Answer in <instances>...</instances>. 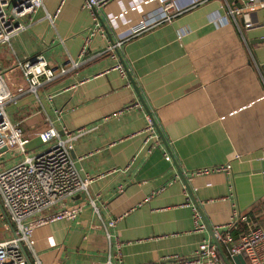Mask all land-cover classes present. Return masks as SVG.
<instances>
[{
  "label": "crops",
  "instance_id": "crops-1",
  "mask_svg": "<svg viewBox=\"0 0 264 264\" xmlns=\"http://www.w3.org/2000/svg\"><path fill=\"white\" fill-rule=\"evenodd\" d=\"M173 1L194 2L170 22L127 39L129 27L153 14L158 1L111 0L100 12L104 36L91 40L78 68L45 85L38 98L25 94L6 105L10 120L30 137V150L50 123L60 132L83 129L72 157L80 175L92 179L88 195L98 213L84 201L75 219L36 226L33 250L41 264H105L109 257L112 264H177L172 256L188 258L210 238L206 228L195 229L194 203L164 143L156 128L158 143L149 137L147 112L137 105L126 74L114 68L119 56L103 53L118 40L126 68L212 228L231 225L223 231L233 242L247 223L264 229V9L243 10L238 29L210 19L223 14L227 0ZM42 3L0 46V70L10 89L24 84L17 61L42 55L57 66L77 58L92 23L82 0ZM57 10L52 25L44 14ZM246 18L256 25L245 28ZM221 164L231 171L190 175ZM0 221L9 236L7 220ZM220 243L235 264L229 242Z\"/></svg>",
  "mask_w": 264,
  "mask_h": 264
},
{
  "label": "built area",
  "instance_id": "built-area-1",
  "mask_svg": "<svg viewBox=\"0 0 264 264\" xmlns=\"http://www.w3.org/2000/svg\"><path fill=\"white\" fill-rule=\"evenodd\" d=\"M110 1L82 0V6L90 11L92 23L87 28L77 58L68 56L64 63L57 66L50 65L42 55L17 61L15 67L21 72L24 84L18 85L14 90L9 88L4 72L0 70V160L5 159L7 153L11 151L12 156H23L20 161L0 170V217L7 220L10 229L9 236L0 240V264H41L33 250L32 237L36 226L62 219H75L84 201H88L93 212L98 213L95 200L88 195V187L92 179L80 175L72 157L74 141L82 134L83 129L70 132L64 128L60 132L50 123L37 132V138L46 147L33 152L28 148L30 139L24 135L18 123L10 120L5 107L9 103L15 104L25 94L38 98L40 90L45 85L78 68L80 59L83 61L82 58L91 40L96 35L104 36L100 12ZM157 1L159 6L153 14L147 15L137 24L129 27L127 39L162 23L170 22L175 16L191 7L194 2L179 5L173 0ZM40 7H43L42 0H0V46L8 44L11 37L23 27L19 19ZM257 9H264V0H247L241 8L227 2L223 14L211 16L210 19L215 26L232 22L240 29L237 17L244 13L243 10L246 11L245 15H248L249 12ZM57 12L58 10L55 13L45 11L44 17L53 25ZM255 25L256 23L249 18L245 19V28ZM262 25L264 26V22ZM181 35L182 33L179 37ZM122 43L123 40L109 43L103 53H109L113 59H117L118 49ZM114 68L125 76V69L120 62ZM25 84L26 87H24ZM46 98L51 100L52 95H47ZM139 103L137 102V105ZM147 115L146 131H149V137H155L158 143V135L152 119ZM3 148L5 149L2 150ZM230 171V164H221L194 169L190 175L229 173ZM262 174L264 175V168ZM80 193H85L86 198L77 204H70ZM191 208L195 229L204 230L206 227L197 207L192 204ZM233 212L235 216L238 215L236 209ZM238 219L247 223L246 217L238 216ZM114 222V219L110 220L107 225L112 226ZM246 225V230L234 242L229 232L223 231L231 225L214 227V236L220 242L231 243V254L244 255L248 264H264V229L256 225H248V223ZM106 235L110 236L107 231ZM114 256L120 257V251L117 250ZM172 257L177 264H222L218 250L210 238L202 240L190 257L184 259H179L177 255ZM105 264H112L111 257Z\"/></svg>",
  "mask_w": 264,
  "mask_h": 264
},
{
  "label": "water",
  "instance_id": "water-1",
  "mask_svg": "<svg viewBox=\"0 0 264 264\" xmlns=\"http://www.w3.org/2000/svg\"><path fill=\"white\" fill-rule=\"evenodd\" d=\"M229 3H231L233 6L235 7H238V8H241L242 5L241 3H239L237 0H227ZM259 41H264V38H261L259 39ZM118 56H119V61L120 63L123 65L124 69H125V73H126V76L128 77L129 81L131 82V84L133 85V89L135 91V93L137 94V97H138V102H140V104L144 107L145 111L147 112V114L151 117L152 119V122H153V125L154 127L156 128L157 132H158V135L160 136L162 142L164 143L165 147H166V151L168 153V155L170 156V158L172 159L173 161V164L175 165L176 169H177V173L178 175L180 176V179L189 195V197L191 198L192 202L194 203V205L197 207L200 215H201V218H202V221L203 223L205 224V227L209 233V236H210V240L212 243H214V245L216 246L218 252H219V255L221 257V259L223 260L224 264H230V260L229 258L225 255V253L223 252V249H222V244L220 243V241H218L215 236H214V231H213V228L212 226L210 225V223L208 222V220L206 219V217L204 216L202 210L200 209L197 201L195 200L193 194H192V191H191V188H190V185L188 183V180L186 179V177L184 176L183 172L181 171V169L178 167L177 165V162L176 160L174 159V156L172 155L167 143H166V140L164 138V135L162 134L161 130L159 129V127L157 126V123L155 122L154 118H153V115L150 111V109L148 108V106L146 105L144 99L142 98L140 92H139V89L138 87L136 86L130 72L127 70L126 68V65L124 63V61L122 60V57L120 56L119 52H118ZM5 148H3L2 150H4ZM12 153V151L10 152ZM77 169H80L79 168V165L78 164H75ZM85 193H80L79 195H76L74 197V201L73 202H70V204H77L78 202H81L85 199ZM227 249L228 251L230 252V249H231V243H228L227 244ZM231 259L234 261L235 264H247L246 261L244 260L243 258V255L242 254H235V255H232L231 256Z\"/></svg>",
  "mask_w": 264,
  "mask_h": 264
},
{
  "label": "rangeland",
  "instance_id": "rangeland-1",
  "mask_svg": "<svg viewBox=\"0 0 264 264\" xmlns=\"http://www.w3.org/2000/svg\"><path fill=\"white\" fill-rule=\"evenodd\" d=\"M24 87H26V84L24 85ZM26 137L30 139L29 136H26ZM33 146H34V148H32L33 152L40 151L46 147V145L41 144V141L38 138H36V139L34 138ZM28 148H29V146H28ZM22 158H23V156H18V155L12 156V154L10 152H8L7 155L5 156V159L0 160V170L10 167L11 165L20 161ZM3 237L5 238L4 226H3L2 222L0 221V240H1V238L4 239ZM6 237H8V236H6Z\"/></svg>",
  "mask_w": 264,
  "mask_h": 264
}]
</instances>
